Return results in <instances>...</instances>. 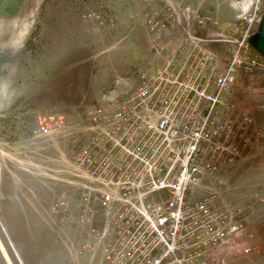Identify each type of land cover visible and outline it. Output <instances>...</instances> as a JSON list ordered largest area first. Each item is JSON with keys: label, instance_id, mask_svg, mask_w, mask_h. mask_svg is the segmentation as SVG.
Returning <instances> with one entry per match:
<instances>
[{"label": "rangeland", "instance_id": "1", "mask_svg": "<svg viewBox=\"0 0 264 264\" xmlns=\"http://www.w3.org/2000/svg\"><path fill=\"white\" fill-rule=\"evenodd\" d=\"M5 3L0 0V81L10 82L13 96L0 103V264H10L4 251L12 264H100V252L91 258L86 250L91 223L75 222L73 203L86 181L72 164V140L87 136L93 106L133 89L134 70L153 57L159 24L164 29L174 17L178 30H222L245 40L250 66L240 65L230 96L239 153L221 159L195 197L220 194L244 224L227 264H264V57L249 40L259 26L250 16L264 10V0ZM13 38L20 41L16 50L5 47ZM120 76L130 78L117 82ZM50 116L66 123L34 134ZM62 192L67 208L61 211Z\"/></svg>", "mask_w": 264, "mask_h": 264}, {"label": "built area", "instance_id": "2", "mask_svg": "<svg viewBox=\"0 0 264 264\" xmlns=\"http://www.w3.org/2000/svg\"><path fill=\"white\" fill-rule=\"evenodd\" d=\"M263 13L250 16L251 25ZM178 20L159 24L133 89L93 106L87 136L72 140V164L86 181L73 203L75 222L91 223L86 250L91 258L100 252V264H227L240 247L236 209L220 194H195L221 159L239 153L230 96L238 68L250 66L245 40L178 30ZM65 123L44 118L34 134ZM64 198L58 210L67 208Z\"/></svg>", "mask_w": 264, "mask_h": 264}, {"label": "clouds", "instance_id": "3", "mask_svg": "<svg viewBox=\"0 0 264 264\" xmlns=\"http://www.w3.org/2000/svg\"><path fill=\"white\" fill-rule=\"evenodd\" d=\"M17 40V38H13L5 45V47H10L13 50H16L21 46L20 43H14ZM12 96L13 92L11 91L10 82L7 79L0 81V103H10Z\"/></svg>", "mask_w": 264, "mask_h": 264}, {"label": "water", "instance_id": "4", "mask_svg": "<svg viewBox=\"0 0 264 264\" xmlns=\"http://www.w3.org/2000/svg\"><path fill=\"white\" fill-rule=\"evenodd\" d=\"M250 43L264 57V13L261 17L258 30L252 35Z\"/></svg>", "mask_w": 264, "mask_h": 264}, {"label": "trees", "instance_id": "5", "mask_svg": "<svg viewBox=\"0 0 264 264\" xmlns=\"http://www.w3.org/2000/svg\"><path fill=\"white\" fill-rule=\"evenodd\" d=\"M5 4L7 8H11V6L15 4V0H6Z\"/></svg>", "mask_w": 264, "mask_h": 264}, {"label": "bare ground", "instance_id": "6", "mask_svg": "<svg viewBox=\"0 0 264 264\" xmlns=\"http://www.w3.org/2000/svg\"><path fill=\"white\" fill-rule=\"evenodd\" d=\"M249 40H250V39H249ZM4 254H5V256L8 258L9 263L12 264V262H11L10 258L8 257V254H7L6 251H4Z\"/></svg>", "mask_w": 264, "mask_h": 264}, {"label": "snow or ice", "instance_id": "7", "mask_svg": "<svg viewBox=\"0 0 264 264\" xmlns=\"http://www.w3.org/2000/svg\"><path fill=\"white\" fill-rule=\"evenodd\" d=\"M14 43H16V44H19V43H20V41H19V40H17V41H15Z\"/></svg>", "mask_w": 264, "mask_h": 264}]
</instances>
